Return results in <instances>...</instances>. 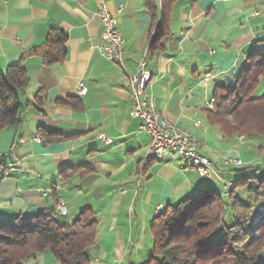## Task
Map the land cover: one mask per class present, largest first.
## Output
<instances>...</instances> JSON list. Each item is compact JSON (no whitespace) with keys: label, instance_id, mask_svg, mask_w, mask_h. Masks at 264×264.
<instances>
[{"label":"crops","instance_id":"0c3cea01","mask_svg":"<svg viewBox=\"0 0 264 264\" xmlns=\"http://www.w3.org/2000/svg\"><path fill=\"white\" fill-rule=\"evenodd\" d=\"M155 2L159 7L162 0ZM104 3L125 42L123 65L99 49L104 41L98 10ZM161 23L146 0L0 3V73L21 62L30 80L19 95L21 123L0 133V224L54 211L61 224L70 225L90 208L98 229L113 236L120 264H143L152 248L142 239L148 238L154 213L206 189L225 190L226 182L239 177L225 159L248 164L242 151L218 127L204 129L201 119L211 90L229 87L247 57L264 50V0H176L159 39L162 48L150 50ZM52 30L68 35L67 58L46 65L42 50ZM143 60L152 73L147 93L170 121L207 147L211 177H201L175 150L160 160H143L152 140L142 120L131 115L129 88ZM80 83L88 90L84 96L78 94ZM101 135L113 142L106 144ZM59 201L66 206L64 216Z\"/></svg>","mask_w":264,"mask_h":264},{"label":"trees","instance_id":"16d2710c","mask_svg":"<svg viewBox=\"0 0 264 264\" xmlns=\"http://www.w3.org/2000/svg\"><path fill=\"white\" fill-rule=\"evenodd\" d=\"M175 1L162 0L158 7L155 0H146L149 11L156 18L162 17L150 50L162 48L159 39L167 33L168 9ZM67 40L64 31H51L42 50L46 65L67 58ZM263 78L264 50H260L247 57L241 74L229 88L215 89L212 110L208 104L205 115L224 139L264 138V92L254 94ZM29 83L26 65L21 62L0 73V133L21 123L19 95ZM242 166H234L237 169L232 172H242ZM224 191L206 189L154 213L150 227L153 247L143 264H259L264 252V216L256 222L254 218L264 207V176L226 182ZM45 193L48 195V191ZM97 234L98 221L90 208L71 225L61 224L54 211L38 213L28 221L15 218L0 224V264H29L36 254L46 251L53 253L60 264H93L87 249L97 242Z\"/></svg>","mask_w":264,"mask_h":264},{"label":"built area","instance_id":"2783aa9c","mask_svg":"<svg viewBox=\"0 0 264 264\" xmlns=\"http://www.w3.org/2000/svg\"><path fill=\"white\" fill-rule=\"evenodd\" d=\"M1 2H7V0H0V3ZM98 16L103 28L102 39L104 43L99 46L101 53L110 61H112V55H120L124 58L125 42L117 27V19L106 3L100 5ZM136 73L138 74V84H130L129 82L131 97L133 99L131 115L134 118L142 120L141 129L149 134L152 140L151 146L143 160L148 157L149 154H162L164 157L167 151L175 150L178 151L181 156H185V160H189V158H198L201 159V161L209 162V171L198 172L201 177H211V162L205 154L199 153V146H204L202 142L196 139L189 131L170 121L160 109L159 117L151 118L150 106H158V104L156 97L153 94L147 93L149 84L152 81V73L147 69L146 61L143 60L141 62ZM207 77H209V75H207ZM87 92L88 90L85 85L80 83L78 89L79 96H84ZM195 125L199 127V121H197ZM99 137L106 144H111L113 142L111 138L106 136L101 135ZM23 140H25V138H23ZM33 140L38 142L41 141L39 136L34 137ZM242 164L243 162L240 158L228 157L225 159L226 166H241ZM44 195H47V193ZM59 207L63 209V216L66 215V206L62 204ZM157 209L158 208H156V210Z\"/></svg>","mask_w":264,"mask_h":264},{"label":"rangeland","instance_id":"374dc122","mask_svg":"<svg viewBox=\"0 0 264 264\" xmlns=\"http://www.w3.org/2000/svg\"><path fill=\"white\" fill-rule=\"evenodd\" d=\"M241 71L237 73L236 77H239V75L241 74ZM227 88H229V87H227ZM263 92H264V78L262 79L258 88L255 90L254 94L261 95ZM210 93H211L210 94V99H211L213 97L214 91L211 90ZM210 103H213V100H211ZM197 121H200V120H197ZM201 124H202V127L204 129L207 126H210L207 117L204 118L203 120L201 119ZM237 138H238V140L241 141V143H237V140L235 139V137L232 138V142H234L237 145L236 147L238 150L242 151L243 161L248 163V164H243V166L241 167V169H243L242 172H235V174L239 175V177H237V179L249 178V177H255V178L263 177L264 176V149L261 151V147L264 148V138L256 137L253 140L252 139L248 140L247 138H245L243 136H238ZM220 145H221V147H224L222 143ZM206 149H207V147H206ZM1 158H2V156L0 155V159ZM230 158H236V157H230ZM153 160H159V159H153ZM7 161H8V159H7ZM221 192L224 193V190L221 189ZM58 203H59L58 207L63 204L61 201H59ZM259 215H261V217H259ZM263 216H264V207H262L260 209V212L255 216V218H254L255 222L259 221L260 218H262ZM72 223H74V221ZM245 228L248 229L247 227H245ZM255 235H257V234H255ZM142 242L146 246L151 245L149 249L152 248V246H153L152 245V237H151V233L149 230H148V238L144 239V240L142 239ZM146 249L147 248H145L144 251L147 255L148 250H146ZM132 250L136 251V252L139 251V249H136V248L131 249L130 251H132ZM87 256L91 259L92 262L95 261V259H98V261L101 260L104 264H114L115 262H117V264H120L118 259H120V257H121L119 255V249L116 248V246L113 244V236L107 234L106 232L100 231V228L98 229L97 242L94 245H92L91 247H88ZM148 256H144L143 261L146 260V262H147ZM128 260H129V258L126 259V261H128ZM28 263L29 264H60L57 261V259L55 258V256L53 255V253H51L50 251H46L44 253L36 254V258H32L30 261H28ZM259 264H264V252L262 254L261 262Z\"/></svg>","mask_w":264,"mask_h":264},{"label":"bare ground","instance_id":"6f19581e","mask_svg":"<svg viewBox=\"0 0 264 264\" xmlns=\"http://www.w3.org/2000/svg\"><path fill=\"white\" fill-rule=\"evenodd\" d=\"M112 62L123 65V57L120 55H112ZM130 84H138V74L136 73L134 76L130 79ZM210 107L212 108L213 105L210 104ZM150 116L151 118H158L159 117V109L157 106H150ZM206 149L203 146H199V153L204 154ZM162 159V154H149L148 157L145 158V162L149 163L151 159ZM183 160L187 162L188 164L197 167L199 171H209V162L207 161H201V159L198 158H189V160H185V156H182ZM229 187V186H227ZM60 213L63 214V209L61 207L59 208ZM158 212H156V215Z\"/></svg>","mask_w":264,"mask_h":264},{"label":"water","instance_id":"95a60500","mask_svg":"<svg viewBox=\"0 0 264 264\" xmlns=\"http://www.w3.org/2000/svg\"><path fill=\"white\" fill-rule=\"evenodd\" d=\"M259 217H261V215H259Z\"/></svg>","mask_w":264,"mask_h":264}]
</instances>
